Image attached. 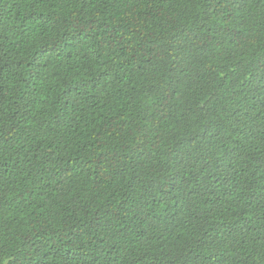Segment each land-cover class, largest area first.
Listing matches in <instances>:
<instances>
[{
  "label": "trees",
  "instance_id": "16d2710c",
  "mask_svg": "<svg viewBox=\"0 0 264 264\" xmlns=\"http://www.w3.org/2000/svg\"><path fill=\"white\" fill-rule=\"evenodd\" d=\"M0 264H264V0H0Z\"/></svg>",
  "mask_w": 264,
  "mask_h": 264
}]
</instances>
